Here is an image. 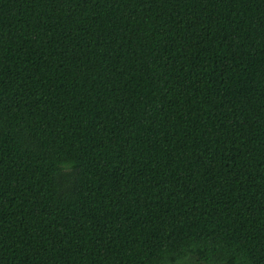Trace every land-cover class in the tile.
Returning a JSON list of instances; mask_svg holds the SVG:
<instances>
[{
  "label": "trees",
  "instance_id": "obj_1",
  "mask_svg": "<svg viewBox=\"0 0 264 264\" xmlns=\"http://www.w3.org/2000/svg\"><path fill=\"white\" fill-rule=\"evenodd\" d=\"M185 249L264 264V0H0V264Z\"/></svg>",
  "mask_w": 264,
  "mask_h": 264
},
{
  "label": "clouds",
  "instance_id": "obj_2",
  "mask_svg": "<svg viewBox=\"0 0 264 264\" xmlns=\"http://www.w3.org/2000/svg\"><path fill=\"white\" fill-rule=\"evenodd\" d=\"M61 167L63 168V170L65 172H68L71 165H70V163L66 162V163L62 164ZM191 249L194 251L195 246H191ZM190 260H191V252L189 250L185 249L184 254L180 255L176 258L175 264H190Z\"/></svg>",
  "mask_w": 264,
  "mask_h": 264
}]
</instances>
